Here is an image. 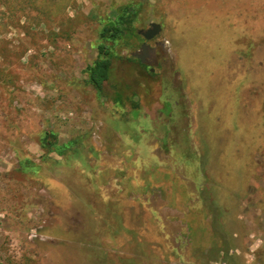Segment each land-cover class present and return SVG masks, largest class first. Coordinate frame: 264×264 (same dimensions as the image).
<instances>
[{
	"label": "rangeland",
	"instance_id": "obj_1",
	"mask_svg": "<svg viewBox=\"0 0 264 264\" xmlns=\"http://www.w3.org/2000/svg\"><path fill=\"white\" fill-rule=\"evenodd\" d=\"M0 264H264V0H0Z\"/></svg>",
	"mask_w": 264,
	"mask_h": 264
},
{
	"label": "trees",
	"instance_id": "obj_2",
	"mask_svg": "<svg viewBox=\"0 0 264 264\" xmlns=\"http://www.w3.org/2000/svg\"><path fill=\"white\" fill-rule=\"evenodd\" d=\"M127 13L122 14L118 17V22L115 25H109L104 27L100 31V36L102 39L109 40L110 38L119 37L122 32V25L126 20ZM111 49L107 43H100L98 45V58L96 61L87 67L86 72L88 74L89 83L100 93L104 94L105 86L112 82V66L113 61L111 59ZM116 98H121V94L117 93ZM49 136H51L50 139ZM56 134L53 132H46L44 136V143L48 145L54 144L53 139H55Z\"/></svg>",
	"mask_w": 264,
	"mask_h": 264
},
{
	"label": "water",
	"instance_id": "obj_3",
	"mask_svg": "<svg viewBox=\"0 0 264 264\" xmlns=\"http://www.w3.org/2000/svg\"><path fill=\"white\" fill-rule=\"evenodd\" d=\"M162 31V25L159 23H151L150 28L148 29H140L138 31L146 40H152ZM147 43L143 44L141 51L146 53V49L149 47ZM136 57L140 58L142 61L145 60V56L139 53L135 54Z\"/></svg>",
	"mask_w": 264,
	"mask_h": 264
},
{
	"label": "flooded vegetation",
	"instance_id": "obj_4",
	"mask_svg": "<svg viewBox=\"0 0 264 264\" xmlns=\"http://www.w3.org/2000/svg\"><path fill=\"white\" fill-rule=\"evenodd\" d=\"M146 40V39H145ZM149 41H151V40H146L145 42H143L142 44H141V47H140V52H138L139 54H142V55H144L145 56V60L144 61H142L140 58V62H142V63H146V61H147V57L149 56V53H150V51H151V48H150V46L146 49V53L145 52H142L141 51V49H142V46H143V44H145V43H147L148 44V42ZM149 45V44H148Z\"/></svg>",
	"mask_w": 264,
	"mask_h": 264
}]
</instances>
